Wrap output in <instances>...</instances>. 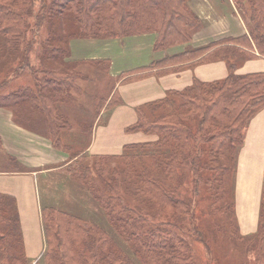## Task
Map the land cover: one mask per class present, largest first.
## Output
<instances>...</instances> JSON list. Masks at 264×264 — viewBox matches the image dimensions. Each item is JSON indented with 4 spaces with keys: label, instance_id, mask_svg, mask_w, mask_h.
<instances>
[{
    "label": "trees",
    "instance_id": "trees-1",
    "mask_svg": "<svg viewBox=\"0 0 264 264\" xmlns=\"http://www.w3.org/2000/svg\"><path fill=\"white\" fill-rule=\"evenodd\" d=\"M227 1L248 34L194 47L193 36L203 23L189 0H0V108L11 110L17 122V107L30 105L29 115L44 118L53 134L51 146L61 152L66 150H60L58 136L67 125L57 105L78 90L77 67L89 63L108 70L110 65L101 58L72 60L71 40L154 34L153 52L183 48L139 68L140 74L126 82L148 76L150 69L166 73L165 64L226 65L221 80L193 77L183 89L135 108L136 121L127 132L152 141L126 144L117 155L74 156L66 173L97 202L120 242L88 219L43 208L45 249L35 264H203L195 251L202 247L213 254L217 241H227L238 256L229 263L209 255L206 264H264V185L255 234H239L234 201L245 131L264 108V72L236 70L246 60L264 58V0ZM30 28L46 30L36 60L27 38ZM115 98L113 91L103 112L117 105ZM0 264H30L15 198L4 193Z\"/></svg>",
    "mask_w": 264,
    "mask_h": 264
},
{
    "label": "crops",
    "instance_id": "crops-1",
    "mask_svg": "<svg viewBox=\"0 0 264 264\" xmlns=\"http://www.w3.org/2000/svg\"><path fill=\"white\" fill-rule=\"evenodd\" d=\"M204 2H210L211 7ZM228 3L231 10L226 20L229 23L226 28H222L224 33L222 36L214 38L215 35L210 34L211 41L248 34L245 22L237 13L233 3L231 1ZM189 5L203 22L204 27H207L211 11L216 10L212 1L189 0ZM224 19L217 13V19L213 21ZM201 32L198 31L195 35H200ZM153 40L154 34H142L115 40L119 45L124 43L120 50L125 47L132 50L123 52V54H119L120 50L117 51L112 43L105 42L101 45V55L96 58L109 60L110 73L114 74L115 80L118 79L116 77H120L113 91H116L123 103L113 112L111 110L110 115L101 124L99 123L104 112L100 113L102 115L95 120L90 131V139L81 152H88L91 155H117L121 153L126 144L152 141L154 137L146 136L141 132H125L136 121V107L163 98L169 90L183 89L190 85L193 77L202 81H216L226 76L224 62L220 61L192 67L185 64H171L165 67L168 70L166 73L159 74L162 68H155L146 71L150 72L148 76L134 78L127 82L122 81L140 74L136 72L139 68L164 58L165 55L159 52L153 53L151 49ZM192 41L194 42V37ZM204 45L206 43H201L198 47ZM92 50L98 49L94 47ZM91 52L85 53L81 58L75 57L72 53L71 55L75 60H81L92 58ZM121 56L127 58L119 64L118 57ZM158 56L160 59L157 58ZM179 65L182 67L173 69ZM254 72H264L263 57L246 60L236 70L237 74ZM109 77L113 76L109 75ZM57 153L58 151L52 148L46 138L15 122L11 110L0 108V193L15 198L24 254L30 264L38 262L45 249L40 203L36 189V172L31 169L40 168L53 161V158H57ZM62 153L60 151L59 154ZM14 161L21 162L27 171L19 172L13 169L16 166ZM63 166V164L59 165V169ZM234 181L235 217L238 231L242 236H250L255 234L258 228L260 199L264 185V108L250 120L247 126L244 143L237 159Z\"/></svg>",
    "mask_w": 264,
    "mask_h": 264
},
{
    "label": "rangeland",
    "instance_id": "rangeland-1",
    "mask_svg": "<svg viewBox=\"0 0 264 264\" xmlns=\"http://www.w3.org/2000/svg\"><path fill=\"white\" fill-rule=\"evenodd\" d=\"M211 1L216 10L214 9L213 11H211L212 17L211 13L209 15L210 24L208 23L207 27H204L203 25V28L199 31H202L200 35L197 34L193 36L194 42L192 41V45L194 47H198V45L201 43H206L207 45L208 43L217 41H211V35L214 34V38L222 36L224 34L222 28H226V25L229 23L226 20V18L229 17L231 10L228 1ZM38 2H40V0H35L36 4ZM204 3L206 4L207 2ZM207 6L211 7V3L208 2ZM217 13L222 15L225 19L213 21L217 19ZM29 24H33L32 18H29ZM27 31V38L33 41L34 51L31 54V58L32 60H36L37 52L40 49L39 40L40 38L44 37L46 30L43 29L42 32L41 30L30 28ZM105 42L109 44L112 43L113 46H115V48L117 49V51H119L124 44L122 42L119 45L118 41L115 40L111 42L109 40L102 39L82 38L71 40V42L69 43V48L71 49V53L77 58H81L85 53H89L90 51H92V58L86 59H95L97 56L101 55V45ZM94 47L98 50L93 51L92 48ZM182 49V47H172L169 49H165L164 51H160L159 54L173 55L174 53L180 52ZM129 51L132 50H128L127 47H125L120 50V52L122 53L119 52V54H123V52ZM159 57L160 56H158L157 58L160 59ZM126 58V56L118 57V63L121 64L122 60ZM71 59L75 60L72 55ZM167 66L169 65H163V67ZM224 66V68H226L225 64ZM179 68L180 67L173 69ZM103 69L104 68L102 66H92L89 63H82L79 67H77L76 72L78 75V90L72 92L71 96L58 103L57 105V111L66 120L67 125L66 128L63 129L60 135L58 136L60 146H62L60 150H66V152L59 154L60 151L55 149L56 151H58L56 159L53 158V161L41 166L40 168L31 169V171L36 172L37 181H35L37 182L36 189L40 203V210H42L43 208L56 209L59 211L67 212L72 215H78L99 225L104 230L108 231L117 242H120L116 233L110 228V225L97 202L88 194L82 184L78 183L75 178L69 176L65 171L71 160H74L76 157H78L80 153H84L81 151L85 148L88 143V140L90 139L89 135L91 133V128L95 124V120H98V117H101V115L103 114L102 108L107 104L109 98L113 93L112 89L119 81L120 77H118V79L115 81L114 74L110 73L109 69ZM109 75L113 77L110 78ZM115 100L117 101V105H115L114 107L112 106V112L116 107L122 105L123 103L121 98H115ZM115 100L113 103H115ZM21 104L22 106H19L16 109L17 123L26 126L28 129L32 130L33 133H36L46 138L50 142L48 138L53 134H50V129L47 126V123L45 122L44 118L40 117L34 120L28 112V110H31V106L26 103ZM32 110H34V108H32ZM111 110L109 111V109H106L104 111V114L102 115V119L100 120L99 124L104 122L107 116L110 115L109 113L111 112ZM125 132L130 133L127 132V130ZM76 154L77 156L74 157ZM17 163L18 165H16L13 169L19 171H27V168H25L21 164V162ZM61 164H63L64 166L62 167V169H59V165ZM186 195L187 193L185 190L183 196L185 197ZM213 250L214 253L210 254L207 250L200 247L198 248V251L196 250L195 252H198L197 254L199 256V259L203 264H206V261H209V258H211L212 256L214 258H217L218 261L221 260V262L225 261L229 263L234 262L236 260V257L238 256V251H236L237 249H233L232 245H229L227 241L221 243L217 241L215 246L213 247ZM225 256L227 258H225ZM245 260L248 263H251V255H247Z\"/></svg>",
    "mask_w": 264,
    "mask_h": 264
}]
</instances>
